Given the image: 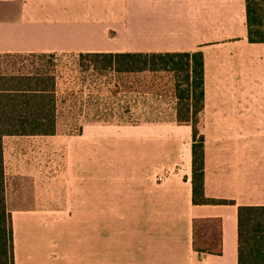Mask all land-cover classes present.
I'll return each instance as SVG.
<instances>
[{
    "label": "crops",
    "instance_id": "obj_1",
    "mask_svg": "<svg viewBox=\"0 0 264 264\" xmlns=\"http://www.w3.org/2000/svg\"><path fill=\"white\" fill-rule=\"evenodd\" d=\"M110 54L201 55L203 193L230 203H193V128L177 122L192 107L172 94L170 113L140 115L134 90L133 112L149 122L109 126L97 113L83 130L84 175L62 179L57 158L40 178L30 140L57 133L4 137L15 264H238V208L264 207V43L249 41L245 0H0V60ZM193 227L219 234L221 254L195 251Z\"/></svg>",
    "mask_w": 264,
    "mask_h": 264
},
{
    "label": "trees",
    "instance_id": "obj_2",
    "mask_svg": "<svg viewBox=\"0 0 264 264\" xmlns=\"http://www.w3.org/2000/svg\"><path fill=\"white\" fill-rule=\"evenodd\" d=\"M248 38L252 43H264V0H245ZM105 59L110 68L122 73L165 71L183 74L185 89L178 99L182 109L192 119H178L190 124L192 134V193L193 203L229 204L227 201L204 197L203 136L199 134L198 113L203 106V76L201 55L189 54H117L95 55ZM180 86L176 85L178 90ZM193 96L191 105L189 95ZM58 128V99L55 76L44 71L0 72V264H15L12 217L6 206V175L4 164L5 136H53ZM193 248L197 252L220 255V235L209 236V227H193ZM216 227H212L213 232ZM196 229H201L199 236ZM238 264H264V207L238 208Z\"/></svg>",
    "mask_w": 264,
    "mask_h": 264
},
{
    "label": "rangeland",
    "instance_id": "obj_3",
    "mask_svg": "<svg viewBox=\"0 0 264 264\" xmlns=\"http://www.w3.org/2000/svg\"><path fill=\"white\" fill-rule=\"evenodd\" d=\"M35 70L44 71L51 76H55L57 82L58 99V128L57 135L50 138H31L40 150L37 151L36 170L40 173V178L53 177L54 166L52 159H59V176L62 179L72 175H84V128L90 123L96 124L97 113H103L104 125L118 124L123 127H131L135 124L149 122L138 119V109L133 112V91L141 92L135 97L141 102L140 115L146 112L173 111L171 102L172 94L179 96L185 89L183 74L174 75L170 72H138L122 73L107 66L105 59L92 57H62L55 55L31 56L20 60H0V72H33ZM180 87L175 89V86ZM86 105V106H85ZM102 105L101 108H97ZM177 108V106H176ZM178 108L182 106L178 104ZM119 112L121 116L114 114ZM135 114V116L133 115ZM125 141L132 139V136L122 137ZM66 145V149L57 153L56 150L51 157L43 154L44 146L58 143ZM82 142L81 144H79ZM76 145V146H75ZM72 149V150H71ZM58 156V157H56ZM49 160V162L47 160ZM23 166L11 167L9 177L17 179L21 176ZM56 175V174H55ZM34 195V191L23 192V199H28ZM31 206H27L30 208ZM24 218L18 217V222L22 223ZM42 219L46 217H40ZM63 221H68V217H62ZM62 221V223H63ZM22 225V224H21ZM18 227L23 233L24 227Z\"/></svg>",
    "mask_w": 264,
    "mask_h": 264
}]
</instances>
